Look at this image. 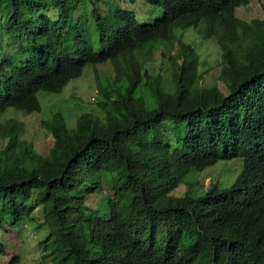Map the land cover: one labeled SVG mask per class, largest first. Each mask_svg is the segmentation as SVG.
Masks as SVG:
<instances>
[{
	"label": "trees",
	"instance_id": "trees-1",
	"mask_svg": "<svg viewBox=\"0 0 264 264\" xmlns=\"http://www.w3.org/2000/svg\"><path fill=\"white\" fill-rule=\"evenodd\" d=\"M250 1L148 0L163 15L140 22L116 0H0V114L41 111L39 92H62L89 65L116 73L103 117L43 122L48 155L0 123V228L39 209L50 264H264V19L236 14ZM190 28L220 45L226 91L200 86L199 54L177 35ZM5 35L21 59L3 53ZM174 42L173 85L141 94L138 56ZM236 158L244 170L230 186L172 194L192 171Z\"/></svg>",
	"mask_w": 264,
	"mask_h": 264
},
{
	"label": "rangeland",
	"instance_id": "rangeland-1",
	"mask_svg": "<svg viewBox=\"0 0 264 264\" xmlns=\"http://www.w3.org/2000/svg\"><path fill=\"white\" fill-rule=\"evenodd\" d=\"M101 1L104 2V0ZM116 1L121 5V8L133 12L135 19L140 22L154 21L161 17L164 12L163 7L151 4L148 0ZM105 3L107 4L108 1ZM102 6L105 7L103 4ZM105 9L106 13L109 14L110 7L107 5ZM236 14L247 21L255 18L264 19V0H251L249 4L239 6L236 9ZM108 17L111 19V14ZM1 27L7 28L0 25ZM92 28L96 29L94 25ZM177 35L185 42L193 45L199 54V71L202 75L200 86H218L221 90L226 91L225 83L221 77L223 62L220 45L213 39L205 40L201 33L193 28L179 30ZM2 37L4 46L1 48L3 53L8 58L21 59L22 54L19 52V45L13 43V36L5 35ZM92 38L96 41L94 45L99 48L98 35L94 34ZM224 43H230L238 52L242 49L239 41L226 39ZM176 51L177 42H174L171 48L165 44L149 47L144 55L138 56L143 64L142 73L144 75L141 94L150 90V81L159 83L162 87L173 85V72L176 68L173 62ZM115 75V69L111 62L89 65L85 68L84 73L71 80L62 92H39L41 111L26 113L9 108L0 114V123L7 124L11 121L18 123L21 133L20 139L32 144L38 153L48 155L54 144V138L44 127L43 122L52 119L57 111L64 114L71 129L76 126L79 116L83 113L92 112L103 117L104 112L100 109L99 102L104 99L106 93L115 89ZM170 130L175 132L180 129L172 128ZM243 170L244 163L239 158L221 160L202 171L189 173L184 178V182L172 194L175 196L200 195L211 183H218L220 187H228ZM99 198L98 196L95 200L97 201ZM33 215V219L26 220L18 226L10 224L0 228V238L5 244L7 253L6 255L0 254V264L7 263L17 255L21 258L20 264H50V261L44 258V250L40 248V243L45 237V231L38 228L43 223V215L39 209H36Z\"/></svg>",
	"mask_w": 264,
	"mask_h": 264
}]
</instances>
